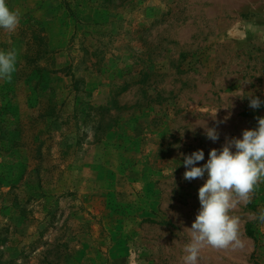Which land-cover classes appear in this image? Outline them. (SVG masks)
<instances>
[{
  "label": "rangeland",
  "instance_id": "obj_1",
  "mask_svg": "<svg viewBox=\"0 0 264 264\" xmlns=\"http://www.w3.org/2000/svg\"><path fill=\"white\" fill-rule=\"evenodd\" d=\"M6 3L0 264H183L207 179L185 180L184 156L202 149V166L264 118L247 99L264 101V0ZM229 214L241 247L197 264H264V182Z\"/></svg>",
  "mask_w": 264,
  "mask_h": 264
},
{
  "label": "clouds",
  "instance_id": "obj_2",
  "mask_svg": "<svg viewBox=\"0 0 264 264\" xmlns=\"http://www.w3.org/2000/svg\"><path fill=\"white\" fill-rule=\"evenodd\" d=\"M20 23V13L11 10L6 0H0V29L14 32ZM18 56L15 50L0 51V80L10 81L16 71ZM249 107L259 109L264 105L259 97L249 96ZM205 135L216 142L219 139L215 128H207ZM206 163L205 153L196 150L183 158L186 168L184 179H204L198 189L200 208L191 228V241L184 252L183 264H197L200 251L205 246L215 249L241 247L239 217L230 215L238 203L247 204L261 182H264V118L257 120L253 129L243 130L240 138L226 139L220 149H212ZM264 225V214L258 218Z\"/></svg>",
  "mask_w": 264,
  "mask_h": 264
},
{
  "label": "trees",
  "instance_id": "obj_3",
  "mask_svg": "<svg viewBox=\"0 0 264 264\" xmlns=\"http://www.w3.org/2000/svg\"><path fill=\"white\" fill-rule=\"evenodd\" d=\"M14 88H9V87H2V90H1V96L4 94V96H2L3 98V101L6 100V98H10V94L11 92H13ZM12 106L10 103L8 104H4L1 106L2 108V112H1V115L5 118V121H4V126L6 127H9L11 128V126L14 124L13 123V118L15 117V113L14 111L12 110ZM2 126V125H1ZM10 135H12V132H10ZM248 235L255 240V238L253 237L252 233L251 232H248Z\"/></svg>",
  "mask_w": 264,
  "mask_h": 264
}]
</instances>
